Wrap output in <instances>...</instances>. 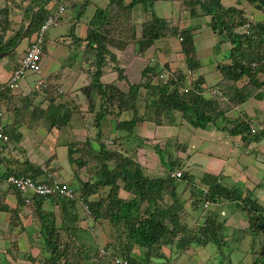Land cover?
I'll list each match as a JSON object with an SVG mask.
<instances>
[{
	"label": "trees",
	"instance_id": "16d2710c",
	"mask_svg": "<svg viewBox=\"0 0 264 264\" xmlns=\"http://www.w3.org/2000/svg\"><path fill=\"white\" fill-rule=\"evenodd\" d=\"M68 1L58 0L51 8H47L41 1L33 13L26 36L33 38L51 11L59 3L67 4ZM156 1L107 0L104 7L95 8L87 23L86 35L79 37L74 32L70 34L73 40L72 53L76 51L74 57L77 60L78 73H84L85 76L80 84L77 83L78 78L71 79V86L65 91L61 87L66 78L63 73L52 76L55 79L57 77L55 81L46 79L44 86L39 84V91L43 92L47 101L45 108L41 103L32 106L29 99L10 89L0 94V111L4 112L3 117L9 107L16 110L21 107V110L18 109L19 117L27 114L28 110L31 119H44L48 130L68 124L71 113L75 111L74 107L83 108L76 105L73 98L70 99L71 102L64 99L63 94L67 97L83 96L86 112H95L93 126L97 128H101L108 114L131 111L129 119L116 117L113 121L111 129L118 134L110 138V144L101 139L100 134L101 137L97 139L98 149L93 146L91 138L66 144L69 163L85 168L86 178L82 180L77 174L68 175L73 183L70 185L78 198H65L57 193L48 194L51 204L58 208V215L42 209L44 197H31L32 205L26 207L24 196L19 191L15 209L10 210L7 205L0 204V211H10L8 230L19 220V212L25 216L29 211L33 218L32 223L37 219L44 241L42 248L49 254L43 264H82L80 261L76 262L79 254H83V260L86 256L98 255L101 264H114L112 260L115 256L145 264L156 257H163V248L172 252L175 248L182 250L190 244L204 245L209 242L222 248L225 242L231 240L224 232L225 219L220 221L217 214L226 205L224 202H235L239 209L250 214L248 220L251 228L264 233V196L260 198L254 195L253 190L242 191L239 187H234L235 183L219 181V176L222 179L223 175L201 173L197 176L190 169L184 168L186 162L179 156L180 153L174 156L170 150L173 147L176 152L187 149V145L177 135L168 137L164 148L155 145V151L159 147L157 149L162 162L163 157L168 156L169 168L163 174L166 175L146 174L135 156L136 146H141L145 139L135 135L134 131L137 123L153 121L157 125L164 124V115L167 117L168 113L175 111L195 128L205 129L212 125L218 132L238 136L241 141L240 148L264 139V117H260L263 107H258L259 110L252 116L248 115L246 109L250 99L258 100L263 96L264 79L260 75H264V20L251 21L247 19V13L243 9L225 6L222 0H181L180 5L188 10L190 17H205V24L210 26L214 36H218L214 45L216 49L225 41L233 45L224 58L216 63L215 69L220 73V78L206 89L202 86L205 83L203 74L186 84L187 76L182 71L171 72L170 69L165 75L163 71L168 69L167 65L163 67L157 63H148L142 70V80L138 84H130L128 91L121 90L119 83L128 80L125 73L127 64L136 53H144L155 45L156 40L162 38H181L179 44L186 57L185 63L189 72L200 66L195 54L194 27H178L173 21L156 16L153 12ZM236 3L249 5L252 13L256 10L264 14V0H236ZM88 4L89 0H85L70 5L76 21L82 17ZM32 9L33 7L29 12ZM7 11L5 7L0 10V17L2 19L4 15L5 21L4 25H1L3 20L0 21V53L10 49L22 33L19 31L4 42L5 33L11 24ZM136 13L141 14L142 21L138 17L135 19ZM148 13L152 16L149 19L146 18ZM246 20L250 22L248 33L238 31ZM140 21L141 30L138 34L137 23ZM127 48L132 50L128 51ZM71 60L75 62L70 56L64 59L62 71L67 64H72ZM110 74L116 76L111 81H105V76ZM73 86L75 88L71 90ZM236 109L238 115H229ZM76 111L80 113L84 110ZM251 118L259 120L263 127L252 131ZM34 120L30 127H33ZM128 139L132 140L129 144L122 143ZM131 142L134 147L133 144L131 147ZM122 144L124 148L121 147ZM131 148L134 151L132 154ZM0 153L1 162L15 166L14 169L6 171L0 167V180L10 173L47 178L40 164L10 156L6 145H0ZM53 170L56 168H52ZM178 171H182L180 177L175 175ZM181 183L184 184V195L187 192L183 202L178 196L179 194L182 197V193L178 192ZM79 199L88 206L94 221L107 220L114 230L113 241L105 244L101 255L100 248L94 241L90 243L81 237L77 224V208L80 205L84 211V205ZM185 202L189 205L188 210L184 208ZM206 202L213 208L197 218L194 216L193 219L192 212L206 207ZM57 218L60 220L58 225ZM77 245L83 252L77 249ZM134 248L144 250L141 258L134 257ZM22 258L28 261L33 259L28 255ZM263 263L264 259L257 257L253 261V264Z\"/></svg>",
	"mask_w": 264,
	"mask_h": 264
},
{
	"label": "rangeland",
	"instance_id": "374dc122",
	"mask_svg": "<svg viewBox=\"0 0 264 264\" xmlns=\"http://www.w3.org/2000/svg\"><path fill=\"white\" fill-rule=\"evenodd\" d=\"M77 2H82L85 0H75ZM128 1V0H127ZM89 6L93 5L94 8L97 7H104L107 3V0H89ZM87 8V11L91 10V13L93 11V8ZM249 6V5H248ZM247 6V7H248ZM258 12V11H257ZM262 15V17L258 16L259 18H253L252 15L246 14L247 19H255L254 21H260L264 20V14L263 12H258ZM178 16H183L184 13L178 12ZM141 14L136 13L135 19L138 17L140 18ZM204 16H199L195 19H190L189 24H194V23H202L204 21ZM141 20V19H140ZM142 21V20H141ZM140 23L137 25V33H140ZM187 25V24H185ZM85 32L84 30H82ZM201 32L198 33L200 38H204L206 35V32ZM238 31H243V28H238ZM249 31V29H248ZM70 36V35H69ZM207 36V35H206ZM218 37V36H217ZM167 38V39H166ZM162 38L159 40L155 41V46L159 47H164L165 49H171L173 50V47L171 46V43L173 42L174 45L176 43V47H178L176 39L178 40L177 36L171 37V38ZM196 37H193V40ZM166 39V40H165ZM167 42V44L165 43ZM195 44V41H194ZM126 50H132L131 48H127ZM221 48L218 51L213 49V45L211 43V46L208 47L207 51L204 53L203 57H201L200 61L202 63L203 70L208 67H211L209 65L213 63H217V61L220 60V57L222 55H217L220 53ZM149 50L147 49L144 53L142 52V55H149ZM180 52V51H179ZM21 53V52H20ZM74 53L76 56V51L72 53V50L70 53H68V56L73 57V62L71 65L67 64L66 69L63 71V75H68V73H72L73 77L71 79H77L79 76V80L82 81L83 77L85 76L84 73H78V66H77V60L74 57ZM151 53V52H150ZM195 54L197 55V50H196V44H195ZM181 55V54H180ZM67 56V57H68ZM43 58V57H42ZM65 59V58H64ZM64 59L62 61V64L64 62ZM185 55L181 56V59L177 60L175 64L173 65L171 72L172 71H177L180 70L182 71L183 74L187 76L186 78V84L190 83V80L193 79L195 74L193 72H189L188 69L186 68V63H185ZM199 60V59H198ZM139 62L136 63L135 67L133 69L130 68V63L131 62ZM130 63L127 64V68L125 70V73L128 76L127 82L119 83V87L121 90L128 91L129 85L130 84H138L142 80V70L144 68V57L141 58V60L134 59ZM167 59L163 58L162 63L166 62ZM43 59L41 60V64L43 66ZM173 64V62L171 61ZM69 65V66H68ZM170 65V64H169ZM169 65L167 64L168 69H165L163 73L167 75L169 73ZM61 66L59 67V73H62ZM171 67V66H170ZM215 68V67H214ZM168 70V71H167ZM202 68H199L198 70L195 71V73H204L201 71ZM216 70V69H215ZM43 71V68H42ZM214 69H211L208 73H206L205 79L207 80L209 75L211 76L215 74H218L217 71L212 73ZM32 75V74H29ZM62 75V74H61ZM70 75V74H69ZM205 75V74H204ZM35 76V75H32ZM39 77H45V74L43 75H38ZM115 74H110L105 76V81H111L115 77ZM167 77V76H166ZM261 79H264V75H260ZM57 79V77H56ZM68 78H64L63 80V86L64 87H70L71 82ZM211 83L214 81L210 80ZM204 88H208V84L206 82L203 85ZM143 92V90L141 91ZM139 92V93H141ZM263 96L261 99H258V103L260 104V108L263 107L262 113L260 112V117H264V87L262 89ZM40 100L39 97L37 98V101ZM42 99V101H44ZM73 100L77 103L76 105H79L80 107L83 108H77L74 107L71 114V118L66 125H61L59 128L54 127L53 129L48 130L46 122L43 120H40L41 122H37L36 124H33V127L31 128H23V132L26 134L25 139L21 141V146L19 145L17 147L18 151L21 153V155L25 159L31 158L34 160V162H38L41 165L47 164L49 167H55L58 169L59 174H63L66 176L67 179H69V176L67 175L69 171V159L67 158V146L66 144L69 142H78V141H83L86 138H91L92 144L95 148H99V141L97 140L99 137L101 139L106 140L107 143L110 144V138H113L115 134L117 135L118 133L116 131H112V124L113 121L116 119H125V118H130L131 111H124L120 113H110L108 114L107 117H105V120L103 122V125L101 128H97L93 126L94 122V113L86 112V104L84 103L83 96H74ZM36 101V104L38 102ZM258 103L256 104L254 99H250L249 103L246 105L247 107H251L252 111L254 114L257 113L259 110V105ZM262 103V104H261ZM42 105H45L42 103ZM72 104L71 106H73ZM79 110H84L82 112L76 111V109ZM245 108V107H244ZM251 110H248L247 112L252 114ZM26 116V115H25ZM47 119V117H46ZM47 120V124H48ZM164 124L157 125L153 121H146L142 123H137L134 131L135 135L144 138L145 140L141 143V146L138 145L136 146V159L137 162L140 166L144 168V172L149 175H163L165 170H167L169 161H168V156L163 157V162L158 154V149L157 148H164V144L166 142V139L170 136L177 135L180 138L181 133L183 132V129L186 127H189V124L183 119L182 115L178 112H171L168 113L167 117L164 115ZM261 123V122H259ZM20 125H22V121L20 122ZM34 129V130H33ZM100 131V133H99ZM99 134L101 136H99ZM153 135V136H152ZM152 136V137H151ZM230 136V135H229ZM150 137V138H149ZM232 137V136H230ZM191 138V145L187 146L186 151H175V148H170V150L173 152L174 156H177L179 153L186 154L187 157L190 156V161L196 162L199 164H209L211 166H215L211 161L215 159V155L217 154L216 149L217 146H211L208 144H205L202 139H200L199 136H190ZM181 140V139H180ZM130 139L128 140H123L122 143H130ZM239 143L241 144V141L239 140ZM134 147V143L131 142V147ZM155 145H158L159 147L156 148L155 151ZM192 145L199 147V151L195 150L192 148ZM124 148L123 144L121 146ZM232 147V146H231ZM241 147L240 150L242 154H244L248 159L246 160V163L244 164V167H242L239 164H236L235 166L231 167L230 172L227 169H224V183L226 184H231L235 183L234 187H239L240 189L245 190L244 182L243 181H252V184L256 185L257 183H260L257 185L258 190L256 189L257 196L262 197V192L264 188V139L257 143H251L249 146H246V148ZM128 149V145L125 146V150ZM130 154L134 153L133 148L130 150ZM201 152V153H200ZM228 156L226 158H223L222 156L219 157L223 162L225 160H229L233 156L237 155L238 152H233V150L227 151ZM232 155V157H231ZM131 156V155H130ZM259 161L262 163L260 165ZM259 164V165H258ZM77 167V165H76ZM78 168V167H77ZM184 168H188V165H186ZM222 169L221 166H217V168H214L211 170L213 174H220V170ZM200 170V168H199ZM196 173V172H195ZM85 178L86 177V169L83 167L78 168V172H73V176L76 175ZM231 174V176H230ZM238 180V181H236ZM241 180V181H240ZM75 181V180H74ZM3 187V186H2ZM178 191H181L182 197L178 194L179 198H181L182 202L185 199V196L187 197V192L184 195V184H180L178 187ZM15 197L12 198V201H14ZM226 203V202H224ZM264 205V203H263ZM44 206L53 208V205L49 202L46 201L44 203ZM223 206V204L221 205ZM185 210H188L189 205L188 203L185 202L184 204ZM213 207L208 204L207 207H204L203 209H198L197 211L192 212L193 218L196 216V218L202 215L203 212L207 210H211ZM226 209V216H221L222 214L220 213V210H218V215L220 221L222 219H226V217L229 219L230 218V210L237 209V212L239 213V221L235 225H229L227 228H224V232L227 233L226 235L230 236L232 240H229L224 243L222 249H219L217 245L209 242L207 244L200 245V244H192L191 247L197 250V253H199L197 256V253L195 254L190 250L188 255L191 256H185V254L182 252L178 254V256L174 255V252L172 253L171 258L166 259L163 258H155L154 263L155 264H252L253 260L255 257L262 259L264 257V236H261V232L259 234H255L249 229L246 231L241 230L242 228L238 229L239 223L243 222L245 217V212L240 211L237 207L234 206V204H227L224 206ZM217 211V209H216ZM10 211H6L3 216L6 219V221H1L0 218V264H43L49 254L43 250V243L42 241V235L40 233V228L37 223V219L35 220V223H31V219H33L30 216V213L25 215V218L21 219L19 217L18 221H15L13 223V226H10L11 229L8 230L9 227V220L11 219V215L9 214ZM54 215H58V208L56 207L53 211ZM77 214L79 217L83 219L82 226H79L81 229V237L84 240H88L90 243L94 241V244L98 247H103L106 243L108 244L109 241L112 240V235L114 234V230L112 226L109 223H106L104 220L102 221H89L88 222V217L90 216L89 213L86 211H83L80 207V205L77 208ZM234 215V214H233ZM18 217V215H17ZM31 218V219H30ZM13 221V219H12ZM60 220L57 218V223ZM188 223V219H186ZM85 222V223H84ZM31 223V224H30ZM233 224V222L231 223ZM58 225V224H56ZM248 224L245 225V227ZM28 227L29 229H27ZM236 227V228H233ZM231 230H234V233L231 234ZM80 242V241H79ZM76 243L77 240H76ZM79 245V244H78ZM77 245V249L81 251V248ZM134 254L139 257L140 250L135 248L133 250ZM138 253V254H137ZM230 253V260H225L224 258L227 256V254ZM25 255H28L29 257H32V261L24 260L22 257H25ZM247 255V256H246ZM246 256V257H245ZM227 258V257H226ZM75 259V258H74ZM76 260V259H75ZM80 261L82 264H101V261L99 259V256L97 255L96 257L93 256H86V259L83 260V254L78 255V259L76 262Z\"/></svg>",
	"mask_w": 264,
	"mask_h": 264
},
{
	"label": "crops",
	"instance_id": "0c3cea01",
	"mask_svg": "<svg viewBox=\"0 0 264 264\" xmlns=\"http://www.w3.org/2000/svg\"><path fill=\"white\" fill-rule=\"evenodd\" d=\"M41 1L44 2L45 6L47 8H51L53 6L52 4H54V2L56 0H0V10L3 7H5L8 10L7 11L8 12V20H11L10 27L6 31L5 36H4V42L13 38L17 34V32H19V31L22 32L21 35L17 38L16 43L10 49L0 53V83L7 81V79L9 78V76L13 70V68L18 64L21 55L23 54L25 49L28 47V45L32 39V36H26L27 29H28L29 24L31 23V20L33 19L32 18L33 13L38 8ZM180 2H181V0H157L154 3L153 12L157 16L167 18V19L173 21V23L175 25H177L178 27H186V26L194 27V34L196 37L194 39V41L196 44L197 57L200 61L201 57H203V55L207 51L208 47L211 46V43L213 45V42L215 39L213 37H211L212 36L211 35L212 34L211 29L205 24L204 21L201 24L200 23L189 24L190 19H195L197 17H193V18L190 17L188 10L184 9V7L182 5H180L181 4ZM74 3L78 4L79 2H77L75 0H69L68 4L66 6V12L63 14L59 24L56 27L50 28L46 32V35H45L44 54H43V58H42L43 59V62H42L43 63V66H42L43 74H45V77H43V79L46 78L48 81H51V82L56 80L52 76L59 74V67H60V65H62L63 59L66 58L68 56V53H70L72 50V47H73L72 41L73 40H72L71 36H69V35L72 32H74V34H76L79 37L85 36L86 30H87V23L90 20L91 16L93 15V12L95 10L93 5L89 6V4H90L89 3L88 4L89 8H91V7L93 8L92 13H91V10L88 13V11H87L88 6H87L82 17L78 21H76V19H75L76 15H75L74 11L72 9H70V5H72ZM222 3L225 6H234L236 8L243 9L247 14L252 15L253 18H256V17L259 18L258 16L262 17V15L260 13H258L256 10H254L255 12L252 13L251 7H249V6L247 7V5H245V4H242V5L237 4L236 0H222ZM31 7H33V9L31 12H29V9ZM4 12L5 11H3V13ZM178 12H182V13H184V15L178 16L177 15ZM2 17H3L2 19L0 17V21H2L4 19V15ZM146 18H150L149 13L146 15ZM253 20H255V19H253ZM4 23H5V21L3 20L1 22V25H4ZM185 24H187V25H185ZM72 25H74V26H72ZM82 30H84L85 32H83ZM207 30H209L208 32H206L207 36L205 35L204 38H200L198 33H201V32L207 31ZM0 34H1V32H0ZM165 43L167 44V42H165ZM177 45L179 47L178 43H177ZM171 46L173 47V50H171L170 48L167 50L163 46L162 47L154 46V48L151 50V53H152V56L155 57L156 60L160 63H162L163 58H166L167 62L170 64V66L172 68L173 65L175 64V62L177 60L181 59V56H184V55H183V53L179 52L181 49L176 47V43L174 45V43L172 42ZM231 47H232V44H230V42H224L221 44L220 48L222 51V57L228 52V50ZM149 54H150V52H149ZM217 57H219V56L217 55ZM140 58L138 56L134 57V59H138V60H141ZM171 61L173 62V64L171 63ZM136 63H139V62L136 61ZM136 63L132 61V63L130 64V68L133 69V67H135ZM200 65H201L200 68H202L201 71H203L204 72L203 74H205L204 77L206 76V73H208L211 69H214V71L212 73L217 71L214 68L216 66V63L209 65L211 67H209V68L207 67L205 69V71L203 70L204 66L202 65L201 61H200ZM62 73H63V71H62ZM193 74L196 75L195 72ZM65 77L68 79H71L73 77V74L68 73V75H65ZM219 78H220V73L218 72V74L214 73L213 76H211V74H210L208 79L207 80L205 79V81H206V84H208V85L214 84L217 82V80ZM210 80H212L214 82L211 83ZM36 81H37L36 75L32 76V75L28 74L20 80L18 87H17V90L14 92L19 94L20 96H23L25 99H29L32 102V106L36 104L37 98L39 97L40 100H38L37 102L41 103V104L44 103L45 105H42V107L45 108L47 106V101L46 100L42 101V99H44V95L42 94L43 92L39 91V87H38ZM77 83H79V84L81 83V80H79V77H78ZM74 86L76 87L77 85H74ZM74 86L71 88V90H73L75 88ZM61 87H62V89H64L63 91H65L66 89L69 88V86L64 87L63 84L61 85ZM63 98L68 99L71 102L70 99L73 98V95L67 97L66 95L63 94ZM257 101L258 100H255L256 104L258 103ZM258 105L260 107L259 103H258ZM262 106H264V105L262 104ZM15 107H16V105H15ZM2 108L4 109V107H2ZM24 108H25V106L22 109H24ZM29 108H31V107H29ZM3 109H1V110H3ZM18 109L21 110V107H19ZM18 109L16 110L13 107H9V110L5 111V115L2 118V123L5 126L8 133H10V134H8L10 136V139H11V143H9L10 144L9 148L11 149V147L14 146V149L12 152L20 155L21 158H19V159L22 160L23 159L22 155L19 151H17L18 149H16V148L19 145L21 146V141H23V139H25V137H26V134L22 131L23 128H28V129L31 128L30 124H31V121L34 119H31V117L28 116V115H30L28 110H27V114H23L24 116L20 115V117H19L18 114H20V110H18ZM237 110L238 109L232 110L229 113V115H233V114L238 115L239 113ZM248 110L252 111L251 107H247V111ZM24 112H25V110H24ZM248 114L250 115V112ZM252 114H253V111H252ZM21 121H22V125H20ZM37 122H41V121H35V124ZM33 124L34 123H32V126H33ZM180 135L182 137V138H180L181 141L183 143H185L187 146L191 145L190 136H199L200 139H202L205 144H208L211 146H214V145L217 146V149H216L217 154L215 155V159L213 161L210 160V162L215 164V166H211L209 164L203 165V164H199L196 162H192V161H190V156L187 157L186 154H182V153L179 154V156L185 160L186 165H188V169H190L191 172L197 176H200L201 173L213 174L211 172V170L214 168H217V166L222 167V169L220 170V173H222V171H224V169H227L230 172L231 167L235 166L236 164H239L242 167H244V164L246 163L245 159L249 158V157L245 158L246 156L244 154H242V152L240 150V144H239V137L238 136L230 137L227 134H223L221 132H218V131H216V129L212 125H209L205 129H201V128H195L189 124V127H187V128L185 127L183 129V132ZM234 143H236V145H233ZM15 146H16V148H15ZM192 148L199 151V147L192 145ZM230 150H233V152H235V150H236V152H238L237 155H235L233 157L231 155L232 158H230L229 160H225L223 162V160H221L219 157L224 156L223 158H226L228 156L227 151H230ZM8 151H9V149H8ZM4 153H8V152L6 150H4ZM0 154L2 155V153H0ZM29 160L32 162L34 161L31 158H29ZM259 163H260V165H262V163L260 161H259ZM0 167H2V169L5 170L7 168V164H5V162L0 161ZM199 168H200V170H199ZM60 175L64 176L63 174H60ZM214 175H218V174H214ZM230 176H231V174H230ZM236 181H238V180H236ZM243 182H244V186H245L246 191L253 190V193L257 194L258 191H256L255 186L259 185L260 183H257L256 185H254V184H252V181H250V180H248L246 182L243 181ZM2 186H3L2 183H0V192H2V189H3ZM13 197H15L13 193L8 194L5 197V201H7V203L14 205V202L11 201V199ZM224 206L222 207L223 212H225V210H226L224 208ZM4 213L5 212H0L1 221H6V219L4 218L5 216H3ZM230 214H231L230 218L227 219V222H226L227 226L235 225L239 221V213L237 212V209L230 210ZM243 220L244 221L242 223L240 222L239 225L236 226V227H238V229H240V228L243 229L245 227V225L249 223L247 218L246 219L244 218ZM232 222H233V224H231ZM236 227H233V228H236ZM26 228L29 229L28 227H26ZM231 232H232L231 234H233L234 230H231ZM205 244H207V243H205ZM163 250L165 251V254L169 258H171L173 251L172 252L169 251V253H167L166 248H163ZM190 250H192V252H194L196 254L198 248L194 249V248L190 247L187 250H184L183 253L185 254V256H188V257L191 256V255H188ZM178 254H180L178 251L174 253V255H176V256H178ZM198 254L199 253H197V256H199ZM187 264H190V263H187ZM245 264H246V261H245Z\"/></svg>",
	"mask_w": 264,
	"mask_h": 264
},
{
	"label": "clouds",
	"instance_id": "9594fccd",
	"mask_svg": "<svg viewBox=\"0 0 264 264\" xmlns=\"http://www.w3.org/2000/svg\"><path fill=\"white\" fill-rule=\"evenodd\" d=\"M56 2H58V0H56L55 2H54V4L56 3ZM69 2V1H68ZM68 2H67V4H68ZM54 4H52V5H54ZM67 4H63V3H59V5L55 8V9H53L52 11H51V14L55 11V10H57V8L60 6V5H65V11H64V13L66 12V6H67ZM38 9V8H37ZM36 9V10H37ZM63 13V14H64ZM50 14V15H51ZM63 14L61 15V17L58 19V24H59V22H60V20H61V18H62V16H63ZM150 14V13H149ZM157 16V15H156ZM152 16H151V14H150V18H151ZM160 17V16H159ZM138 19V18H137ZM140 19H142V16H140V18H139V20ZM149 19V18H148ZM249 20H253V19H249ZM249 20H246L245 21V23H244V25L242 26V28H243V31L244 32H246V33H248V29H249V25H250V22H249ZM57 24V25H58ZM139 23H137V25H138ZM246 24H248V26H246ZM56 25V26H57ZM56 26H52V27H56ZM208 26V25H207ZM52 27H50V28H52ZM209 28H210V26H208ZM49 28V29H50ZM241 28V29H242ZM48 29V30H49ZM211 29V28H210ZM47 30V31H48ZM46 31V32H47ZM46 32H45V35H46ZM212 33V32H211ZM45 35H44V43H45ZM212 36L211 37H213L215 40H214V42H213V49L214 50H216V51H218L219 49H220V47H221V44H220V46H219V48L218 49H216L215 47H214V45H215V43L217 42V40H218V37H217V35H213V34H211ZM168 38H171V37H168ZM175 38V37H174ZM33 39V38H32ZM31 39V40H32ZM176 39V38H175ZM179 40H181V38H179L178 40L176 39V41L177 42H179ZM31 42V41H30ZM225 42H229V41H225ZM224 43V42H223ZM30 44V43H29ZM179 44V43H178ZM231 44V43H230ZM155 46V45H154ZM154 46L153 47H150L148 50L151 52V50L154 48ZM179 46H180V44H179ZM233 46V45H232ZM180 49H181V46H180ZM231 49V48H230ZM229 49V50H230ZM26 50V49H25ZM228 50V51H229ZM180 52L181 53H183L181 50H180ZM219 52V51H218ZM228 53V52H227ZM226 53V54H227ZM43 54H44V44H43V53H42V57H43ZM184 55V54H183ZM219 55H222V51H220V53L218 54V56ZM136 56H138L139 58L141 57V58H143L144 57V68L146 67V65L148 64V63H151V64H155V63H157V64H159L160 66H165V65H169V63L166 61V62H164V63H160V62H158L157 60H156V58L155 57H153L152 56V53H150L149 55H147L146 57H145V55H142L141 54V52L140 53H136ZM135 56V57H136ZM42 57H41V60H42ZM140 58V59H141ZM221 58H222V56H221ZM220 58V59H221ZM224 58V57H223ZM134 59V58H133ZM19 63V62H18ZM40 63H41V61H40ZM132 63V62H131ZM130 63V64H131ZM17 66V65H16ZM15 66V67H16ZM163 66V67H164ZM14 67V68H15ZM41 67H42V64H41ZM167 67V66H166ZM201 67V65L198 67V69ZM13 68V69H14ZM143 68V69H144ZM168 68V67H167ZM169 68L170 69H172L171 67H170V65H169ZM187 68V67H186ZM198 69H196V70H198ZM165 70V69H164ZM195 70V71H196ZM13 71V70H12ZM189 71V70H188ZM195 71H193V73L195 72ZM12 73V72H11ZM191 73V72H190ZM29 74V73H28ZM28 74H26V75H28ZM199 74H203V73H197L194 77H193V79L194 78H196ZM25 75V76H26ZM32 75H34V74H32ZM40 75H43V71H42V73L40 74ZM204 75V74H203ZM25 76H23V77H25ZM22 77V78H23ZM36 77H37V81H36V83H37V85H39V84H42L43 86L45 85V80H46V78H44L43 79V77H39L38 75H36ZM21 78V79H22ZM114 79V78H113ZM8 80V79H7ZM38 80H41L42 81V83H38ZM206 82V81H205ZM121 83H123V82H121ZM19 84V83H18ZM118 84V83H117ZM204 84H202V86H203ZM211 84H209L208 86H210ZM7 90V89H6ZM17 90V89H16ZM16 90H12V91H16ZM59 92H62V90L61 89H59ZM76 96V95H75ZM74 105H75V103H74ZM1 113H2V118H3V112L2 111H0ZM249 115V114H248ZM249 116H252V114H250ZM253 121H256V122H260L259 120H256V119H253V118H251ZM260 124V123H259ZM262 126H263V124H261ZM4 128H5V126H4ZM53 129V128H52ZM5 131H6V133H7V130H6V128H5ZM8 134V133H7ZM9 136V135H8ZM9 143H11V139H10V136H9ZM1 145H6L7 146V148L9 149V153H10V156H12V157H14V158H21L20 157V155H18V154H15V153H13L12 151H13V149H14V146H12L11 147V149L9 148V145L10 144H1ZM15 148H16V146H15ZM17 149V148H16ZM18 151V150H17ZM5 154H8V153H5ZM9 156V155H8ZM22 158L23 159H25L23 156H22ZM21 160V159H20ZM34 162V161H33ZM34 163H36V164H40V163H38V162H34ZM40 166V168H41V170H42V172L43 173H46V175H47V178L46 179H40V178H37V177H32V176H30V175H28V174H25V175H16L15 173H10V174H8V176L5 178V179H2V180H0V183H2V185H3V189H2V192H0V204L1 203H3V204H5V205H7V207L11 210V209H15L16 208V206H17V191H19V192H21V194L24 196V203H25V206L26 207H30L31 205H32V198L31 197H33V196H37V197H44V200H43V207H42V209H44V210H50V211H54L53 209H55L56 208V206H54L53 205V208H49V207H46V206H44V203L46 202V201H49L50 202V200H49V198H48V194H52V193H57V194H59V195H62V196H64L65 198H70V199H75V198H78V196H76V194L74 193V191H73V188H72V184L73 183H71V180H70V178L69 179H67L66 178V176L64 175V176H61L60 174H59V170L58 169H56V170H53L52 171V168H56V166L55 167H49V165H46V164H44L43 163V165H39ZM15 168V166L14 165H7V168L4 170V169H2V167H1V170H4V171H6L7 169H10V170H12V169H14ZM142 169L144 170V168L142 167ZM78 172V168L76 167V165L75 164H72V163H69V171H68V173H67V175H70V176H73V172ZM181 173H182V171H178V172H176L175 173V175H176V177H180L181 176ZM166 175V174H165ZM165 175H159V176H165ZM218 175H223V178L222 179H224V176H225V173H224V171H222V173H220V174H218ZM217 175V176H218ZM21 177H29L32 181H34V182H36V183H41V184H44V183H47V184H52L53 182H57L60 186H62V185H65L66 187H69V188H71V196L70 195H68V194H66V193H63V192H60V191H53V192H46V193H38V192H36V191H34L33 189H27V190H23L22 188H20L18 185H17V181L21 178ZM12 178V179H11ZM81 178V177H80ZM86 178V177H85ZM85 178H81L82 180H84ZM222 179H221V177L219 176V181H221L222 182ZM64 180H68L67 182H65ZM224 181V180H223ZM71 184V185H70ZM183 184V183H182ZM255 188L258 190V187L257 186H255ZM254 188V189H255ZM242 191H243V189H241ZM244 191H246V190H244ZM123 192V191H122ZM179 193L181 192V191H178ZM11 193H13L14 194V196H15V199H14V205L13 204H10V203H7V201H5V197L8 195V194H11ZM254 195L255 196H257L255 193H254ZM262 197L264 196V188H263V192H262ZM11 201H12V199H11ZM79 201L83 204V201H81L80 199H79ZM51 203V202H50ZM223 203V202H222ZM222 203H220V204H222ZM229 203H231V204H234V206L235 207H237L236 206V203L235 202H229ZM229 203H224V204H229ZM84 205V211H86L87 213H89V215H90V212H89V208H88V206L86 205V204H83ZM205 206L207 207L208 206V202H206L205 203ZM55 207V208H54ZM238 208V207H237ZM239 209V208H238ZM240 211H242L241 209H239ZM0 212H6V211H0ZM28 213H29V211H27ZM244 212V211H243ZM220 213L222 214L221 216H226L227 215V213H226V211L225 212H223L222 210H220ZM10 214V213H9ZM249 215L250 214H247L246 212H245V217L248 219L249 218ZM30 216H31V214H30ZM19 217L21 218V219H23V218H25V216L21 213V212H19ZM31 219V218H30ZM88 222L91 220H93L92 218H91V216H89L88 218ZM218 219H219V215H218ZM227 217H226V219H225V224H224V228H227V225H226V222H227ZM223 220V219H222ZM94 221V220H93ZM95 221H102V219H98V220H95ZM106 223H109V221H107V220H104ZM185 221V220H184ZM248 222H249V220H248ZM31 223H32V219H31ZM82 223H83V219L81 218V217H79L78 218V220H77V224L79 225V226H82ZM85 223V222H84ZM188 223H189V221H188ZM57 224H60V221L57 223ZM110 224V223H109ZM111 225V224H110ZM83 227V226H82ZM80 228V227H79ZM250 230V231H252L253 233H255V234H259V232H261V231H257V230H254L253 228H251V225L248 223V225L246 226V227H244L243 229H241V230H243V231H246V230ZM252 229V230H251ZM80 232H81V229H80ZM113 236H114V234L112 235V240L111 241H113ZM261 236H264V233L263 232H261ZM111 241H109V242H111ZM191 245L192 244H190V245H188L185 249H182V250H177V248H175V249H172L173 250V252L175 253V252H179V253H181V252H183L184 250H187L188 248H190L191 247ZM105 246V245H104ZM103 246V247H104ZM103 247H99L100 248V255L104 252V248ZM218 248L219 249H222L221 247H219L218 246ZM135 249V248H134ZM138 250H140V252H138L139 253V257H137V255H135L134 254V252H132V254L134 255V257H136V258H141L142 257V254H143V249L141 248V249H139V248H137ZM167 249V248H166ZM163 250V249H162ZM169 251L170 250H168L167 249V253H169ZM137 253V254H138ZM162 253H163V257L166 259V257L167 258H169L166 254H165V251L163 250L162 251ZM262 253H264V251H262ZM163 257H161V258H163ZM227 257V258H226ZM224 259L225 260H230V253H228L227 254V256H226ZM120 259V260H127V261H129V262H131V260H128V259H126V258H121V257H114L113 258V260H112V262L114 263V260L115 259ZM157 258V257H156ZM256 258V257H255ZM254 258V259H255ZM262 259H264V257L262 258ZM254 261V260H253ZM131 263H135V264H140V263H138V261H136V262H131ZM145 264H155L154 263V259L153 260H151L150 262H148V263H145ZM252 264H253V262H252ZM264 264V263H263Z\"/></svg>",
	"mask_w": 264,
	"mask_h": 264
},
{
	"label": "built area",
	"instance_id": "2783aa9c",
	"mask_svg": "<svg viewBox=\"0 0 264 264\" xmlns=\"http://www.w3.org/2000/svg\"><path fill=\"white\" fill-rule=\"evenodd\" d=\"M65 11V5H60L57 10H55L48 18L44 21V23L39 28L38 32L33 36L30 44L23 52L19 59V63L13 69L7 81L0 83V94L6 89L16 90L18 87V83L21 78L26 74H34L40 75L42 73L41 67V57L43 53V44H44V35L45 32L52 26H56L58 24V19ZM248 26V24H246ZM38 83H42L41 80H38ZM263 126L256 121L251 123V130L255 131L257 128L260 129ZM1 144H9V136L5 131L4 125L2 123V113L0 112V145ZM12 179V178H11ZM17 185L23 190L33 189L38 193H46L53 191H60L66 193L71 196V188L66 187L65 185L60 186L57 182H53L52 184H41L32 181L29 177H21L17 181ZM114 264H135L131 263L127 260L115 259Z\"/></svg>",
	"mask_w": 264,
	"mask_h": 264
}]
</instances>
